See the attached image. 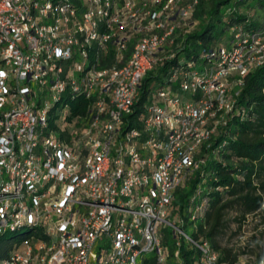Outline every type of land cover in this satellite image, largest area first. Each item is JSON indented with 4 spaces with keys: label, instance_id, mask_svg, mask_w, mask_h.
Instances as JSON below:
<instances>
[{
    "label": "bare ground",
    "instance_id": "1",
    "mask_svg": "<svg viewBox=\"0 0 264 264\" xmlns=\"http://www.w3.org/2000/svg\"><path fill=\"white\" fill-rule=\"evenodd\" d=\"M118 1L45 0V12L48 14L45 15L44 27L42 19H38V12H40L38 0H26L25 2L24 24L31 25L34 38L33 45L22 46V53L32 56V63L36 65L37 72H43V75L33 77L35 67H28L24 72V79H31V84H26L25 88V99L28 105L25 111L17 112V119L31 120L27 127V135L29 141H32L33 152L44 154V142L49 146L42 176H40L42 186L31 189V183L23 180L24 167H18L21 152L22 161H29L30 150H23L24 137L20 136V130H11L12 146L8 152L9 163L4 165V171H2L5 187H0V202L5 201L6 190L8 203L2 211V219H6L5 225H0V249L7 248L0 252V264H13L12 258L16 250L26 243V253L29 257L17 255V262L14 264H54L56 256L66 246V238H60L59 232H51L34 222H29L26 215L34 214L36 197L54 194L55 202H62L66 193H70V186L63 182H56L54 185L53 181V178H59L62 168L61 152L65 151L69 144H72L74 151H79V153L72 154L70 160L64 161V168H68L67 178L77 177L78 170V174H84L86 177L83 181V188L95 189V200H102L104 188L111 182L116 168V153L119 150V137L122 136V155L115 176V185L127 184V181L136 183L137 178V184H140L139 195L152 197V190H149L150 179H159L160 171L169 172L171 149L168 148V143L174 142V133L173 130H166V134L163 131H154L152 145H159V149L147 147L146 162L141 163V170H136L135 175H131L136 160V147L148 145V137H141L137 132L140 128H151L150 108L158 106L160 101L176 100L179 104L180 121H188L189 112H195L199 105L207 107L203 89L211 84L216 75L220 74L217 87H227L226 80L233 72L241 77L250 69L264 65V48L260 47L264 38H253L249 35L245 38L237 37L240 41L233 47H220L216 53L211 54V58L215 59V65L211 71L195 73L187 81L181 83V89L188 90L189 93H183L185 96L179 97L181 95L179 93L178 96L176 93L171 95L170 92H164L167 90L165 88L158 89L156 94L160 95H153L152 105L145 107V116L141 117L139 122L140 128L127 129L125 119L133 113L142 81L155 65L162 62L164 58L166 59L165 54L161 55L162 50L172 44V37L177 35L175 33L178 31L186 33L194 25L191 16L197 1L192 0L193 2L188 3L185 0H159L158 2L146 0L144 9L142 3L132 1L123 9L120 18L109 25ZM86 5L88 18L85 19L84 26L82 16L86 14ZM0 7H5L0 9V28H2L5 20L16 15L17 0H0ZM76 26L83 27L75 31ZM63 27L64 38L58 36V29ZM108 31L109 35H107ZM120 38L124 40H121L117 46ZM43 40L54 42L59 47L69 46L68 56H76L69 59V67L77 65L76 73H73L75 89L71 90L69 86H65L71 83L72 69H65L64 50H56L53 62L51 50H46V47L42 46ZM128 41H132L133 46L129 56L126 57L124 53ZM3 42H6V31L0 29V48H3ZM22 44H29V36H22ZM109 49L112 50L114 60L108 68L104 69L102 56H106ZM244 49L240 62L234 61L235 56ZM151 56V60H148ZM3 63L6 65L4 77L5 83H10V94H8V99L0 98V144L10 130L11 116L16 110L15 97H21L20 82L14 79L15 65L11 54H3V57L0 54V64ZM236 82H239V86L242 84L240 80ZM51 87L59 88V90L53 92ZM181 89H179L180 92ZM119 91H127V94L116 96ZM79 98L87 102L84 114L71 116L70 113V117L55 129L58 131L59 138L55 137L52 132L45 137L44 132L49 127L53 110L50 101L53 104L63 103V106H67L69 102ZM233 104L230 96H223L221 100L219 97H210L211 111L207 114H199L193 120V128H200L203 134L199 135V139L189 138V146L194 147L187 170H182V173H178V178L171 180L168 186L169 194L161 203L162 212L158 217V226L163 227L156 231V248L151 258L154 264H166L167 252L159 236L163 229L169 230L177 238L175 245L177 252L181 246V240L182 242L185 240L200 253V261L196 264H213L211 256H216V252L212 251L206 243L203 246L197 245L180 227L175 228L174 218L177 216H172V201L175 191L184 184L188 174L198 170L199 162L195 158L196 152L221 124V121L216 119L217 114L229 112ZM42 109V117H37ZM36 117L37 120H35ZM76 122L80 125L73 130L71 135L68 128ZM210 126H212L211 130ZM159 127L169 128L168 119H159ZM66 133L71 136L69 142L65 141ZM99 151L103 154L102 173L95 177L92 166L99 163ZM144 176H149L150 179H144ZM154 190L156 195H163L162 183L154 182ZM130 207L131 211H129ZM110 212L116 213L115 219H109L107 230L116 231V229H122L123 220L139 218V204L131 205V196L117 193L115 204H110ZM80 214L81 205L73 206V201H65V222H72L73 215ZM102 216H104V207L96 206L92 211V218ZM145 219L154 220V212L145 211ZM16 220H19L17 224ZM26 228L29 232L21 235L19 242L22 243L9 245L12 241L2 240L7 234ZM131 232L132 223L124 222V238H131ZM86 238L87 231H80L79 245H86ZM138 250L139 242L122 241V264H131L132 256ZM68 253H75V246H68ZM149 259L147 255H140L137 264H147ZM250 259L256 258L243 255L238 257L233 264H255V261ZM108 260L109 264H121V257H116V238L106 239V248L97 250L95 262L92 264H108ZM214 264L228 263L221 261L217 253V263ZM259 264H264V261L260 260Z\"/></svg>",
    "mask_w": 264,
    "mask_h": 264
},
{
    "label": "trees",
    "instance_id": "2",
    "mask_svg": "<svg viewBox=\"0 0 264 264\" xmlns=\"http://www.w3.org/2000/svg\"><path fill=\"white\" fill-rule=\"evenodd\" d=\"M196 1L191 16L194 25L186 33H175L172 44L162 50L161 55L165 54L166 59L145 76L133 113L125 119L127 129L140 128V118L152 105V96L157 91L165 88L171 91V95L176 93L178 96L181 81H187L195 73L211 71L215 65L211 54L220 47H233L240 41L237 37L245 38L246 35L264 38V20L261 23L241 11L246 7H257L264 13V0ZM132 44V41L127 42L126 57ZM113 60L114 55L109 49L104 56V69ZM186 74L189 77L185 78ZM239 80L242 84L235 85L232 92V109L217 114L216 119L221 124L196 152L198 170L188 174L172 201V216H177L176 221L184 233L190 232V239L197 245L206 243L212 251L219 253L221 261L228 264H233L239 255L245 253L264 261L262 248L235 253L220 245L229 229V215L234 214L233 221L241 224L248 216L264 212V65L250 69L239 76ZM68 104L71 116H76L84 114L87 102L79 98ZM79 125L76 122L68 132ZM65 135V141L69 142L71 136ZM159 236L167 252L166 264H196L200 261L199 251L185 240H181L177 252V238L169 230L163 229ZM147 264H154L153 259L150 258Z\"/></svg>",
    "mask_w": 264,
    "mask_h": 264
},
{
    "label": "built area",
    "instance_id": "3",
    "mask_svg": "<svg viewBox=\"0 0 264 264\" xmlns=\"http://www.w3.org/2000/svg\"><path fill=\"white\" fill-rule=\"evenodd\" d=\"M139 1L143 4L146 0H119L115 11H113L111 16V21L118 20L123 13L129 2ZM159 1V0H154ZM26 0H17V13L14 17L5 20V25H2L4 31H6V42H3V48H0V54H11L12 61L15 65L14 79H18L21 87V97H15L16 110L11 116L10 130L5 136L0 144V187H5V182L2 179V171H4V165L9 163L8 152L9 148L12 146L11 143V130L19 129L20 136L24 137V149L30 150V160L22 161V152L19 155L20 165L18 167H24V177L23 180H28L31 183V189H36L42 186L40 183V176H42V169L47 158V147L46 142H44V154H36L33 152L32 141H29V136L27 135V127L30 125L31 120L17 119L18 111H25L26 99H25V88L26 84H31V79H24V72L28 67H35V76L43 75V72H37L36 65L32 63V56H27L22 53V46L33 45L34 32L31 30V25L24 24V10H25ZM38 5H40V12H38V19H42L43 27L45 26V0H38ZM5 7H0L4 9ZM85 19L88 18L87 15V5L86 14L82 16ZM154 17V16H153ZM83 26H76L75 31ZM109 35V31L107 33ZM22 36H29V44H22ZM58 36H63L64 38V27L58 29ZM124 38H120L118 44ZM42 46L46 47V50H51V55L56 54V50H64L66 54V66L65 69H72L71 83L65 84L69 88L75 89L73 87V73H76V67H69V59L76 56H68L69 46L59 47L55 45L54 42H46L43 40ZM251 46V45H250ZM240 51L236 56L234 61H239L241 59ZM141 52V49H140ZM148 57V60H151ZM104 55L102 56V62ZM64 69V70H65ZM4 70H6V65L0 64V98H7L10 94V83H5ZM143 70V69H141ZM32 77V78H33ZM189 75L186 74L187 78ZM220 74L216 75L211 81V84L204 91V100H207V107H197L195 112H189L188 121H180L178 117V107L179 104L175 101H160V104L156 107H151V128H140L137 133H140L141 137H148V145L136 147V160L134 162V167L131 175H135L136 170H141V163L146 162V152L147 147H155L159 149V145H152V137L154 136V131H163L166 134V130H173L174 142L168 143V148L171 149V156L169 165V172H161L159 179H150L149 176H144V179H150L149 190H152V197H145L139 195L140 184L128 183L123 185H115V176L119 169V159L122 155L121 150V137H119V150L116 153L117 163L114 173L112 174L111 182L104 188V197L102 200H95V189H84L83 181L85 180L84 174H78L75 178H67V169L64 168V161L70 160L72 154H78L79 151H74V146L69 144L65 151L61 152L62 155V168L59 172V178H53L54 185L56 182H63L70 186V193H66L64 201L55 202L54 194L51 196L36 197V206H34V214L26 215L29 222H34L36 225L42 226L44 229L51 230V232H59L60 238H66V246L58 253L55 258L54 264H92L95 262L97 256V250L100 248H106L107 238H116V257H121V264L123 263V258L121 255V244L122 241L139 242V250L135 252L132 256L131 264H137L140 255H147L148 258H153V253L156 248V231L161 230L163 226H158V217L160 216L161 203L164 202L165 196L168 193V186L171 180L178 178V173H182V170H187V164L191 160V153L194 146H189V138L199 139V135L203 134L200 132V128H193V120L198 117L199 114H207L211 111L210 109V97H219L220 100L223 96L232 97V92L228 87H217V79H219ZM51 81V80H50ZM183 82V81H181ZM180 82V89H181ZM235 85L239 86V82ZM59 90V88H52ZM164 92H171L169 89ZM189 93L188 90L181 89V94ZM127 91H119L116 96H125ZM95 95V94H94ZM160 95V94H156ZM237 95V93H235ZM81 114V108L80 113ZM42 112L37 117H42ZM37 117L35 120H37ZM159 119H168L169 128L159 127ZM130 121V118L128 119ZM127 121V122H128ZM77 129V128H75ZM212 126H210V130ZM73 130L71 131L72 135ZM42 134V133H38ZM102 155L99 151V163L96 166H92L93 176L97 177L102 173ZM15 171V168H14ZM154 182H161L163 187V195H156L154 190ZM117 193H124V196H131V205L139 204V218H133V220H123L122 229H116V231L107 230V223L109 219H115L116 212H110V204H115V198ZM65 201H73L74 205H81V214L73 215L72 222H65L64 217V203ZM7 203L6 200V190H5V201L0 202V225H5V220L2 219V211ZM96 206L104 207V216L100 218H92V211ZM131 211V207L130 210ZM145 211L154 212V220L145 219ZM25 214V213H24ZM177 217L174 218L175 228H179ZM19 220H16V224ZM124 222L132 223L131 238H124ZM87 231L86 245H79V232ZM26 244H22L19 250H16L13 259L17 262V255H25ZM68 246H75V253H68ZM203 246V243H202ZM217 253L216 256H211V260L217 263ZM179 259V253H178ZM255 261V264H259L260 260L250 259ZM179 262V261H178ZM109 264V260H108Z\"/></svg>",
    "mask_w": 264,
    "mask_h": 264
},
{
    "label": "rangeland",
    "instance_id": "4",
    "mask_svg": "<svg viewBox=\"0 0 264 264\" xmlns=\"http://www.w3.org/2000/svg\"><path fill=\"white\" fill-rule=\"evenodd\" d=\"M241 11L242 13L251 16L253 19L259 20V22L261 23L262 20H264V13L258 10L257 7L250 9L246 7L241 9ZM262 45H264V42L261 41L260 47L264 48V46ZM238 78L239 75L233 72V74L230 75V77H228V79L226 80V85L231 91L234 89ZM50 105L53 108L51 112V121L48 124V129L44 132V136L46 137L50 132H52L55 137L59 138L58 131L55 129L59 128L62 125V122L70 117V105L67 104V106H63V103L53 104L51 101ZM234 217V214L228 216L227 220L229 221V229L226 230V235L220 241V245L223 248L232 249L235 253H238L242 250H246L245 252H247V250L251 249H264V212L248 216L245 222L241 224L234 222ZM28 232L29 229L26 228L15 233L7 234L4 238H2V240H10L12 242H10L11 244L9 245H16L22 243L19 242V240L22 238L21 235H26ZM185 234L187 235V237L190 236V232H187ZM34 235H36V233ZM6 249V247L1 248L0 252L5 251ZM243 255L253 257L252 255H249L247 253L241 254L238 257Z\"/></svg>",
    "mask_w": 264,
    "mask_h": 264
}]
</instances>
